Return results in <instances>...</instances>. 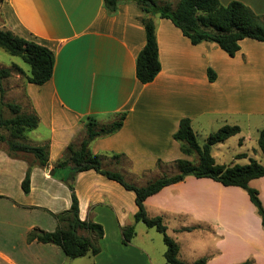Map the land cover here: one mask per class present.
Here are the masks:
<instances>
[{
	"label": "crops",
	"instance_id": "0c3cea01",
	"mask_svg": "<svg viewBox=\"0 0 264 264\" xmlns=\"http://www.w3.org/2000/svg\"><path fill=\"white\" fill-rule=\"evenodd\" d=\"M239 1L264 18V0ZM140 15L134 0H121L115 13L106 10L103 0H0V28L54 53L52 76L42 84L27 81L29 70L12 60L25 73L12 72L23 77V98L39 118L26 139L34 145L48 142L49 149L42 167L31 153L9 155L0 142V264H164L162 234L134 220V191L93 169L76 172L73 184L79 218L103 227L96 240L100 250L70 258L54 243L26 240L33 227L55 229L58 222L51 212L70 206L64 180L70 166H54L81 134L86 117L104 124L125 113L119 129L92 139L89 148L136 184L149 173L162 176L179 158L189 159L173 137L181 118H190L195 135L201 131L205 141L215 123L217 128L236 124L241 131L264 115L263 41L242 38L231 56L215 42L192 43L171 19L152 15L161 67L153 80L142 83L135 74L136 56L145 43ZM0 67L9 66L0 62ZM207 68L216 74L212 81ZM9 77L1 80L2 91L8 90ZM240 153L245 152L235 157ZM29 164L25 193L21 182ZM249 185L264 205V176ZM144 207L149 216L162 217L188 264L202 256L206 264L247 259L264 264L261 218L239 186L187 175L146 197ZM131 224L135 234L123 244L122 228Z\"/></svg>",
	"mask_w": 264,
	"mask_h": 264
},
{
	"label": "trees",
	"instance_id": "16d2710c",
	"mask_svg": "<svg viewBox=\"0 0 264 264\" xmlns=\"http://www.w3.org/2000/svg\"><path fill=\"white\" fill-rule=\"evenodd\" d=\"M120 1L103 0V5L109 13H115ZM134 2L141 11L139 19L145 30V43L139 50L135 61V74L142 83L153 80L161 67L155 22L152 15L157 14L160 17L171 19L192 43L212 41L231 56L239 49V41L242 38L249 37L264 42V18L239 0H231L227 4H222L220 0H177L175 3L169 0L162 2L159 0H134ZM0 48L10 55L19 56L30 67L29 74H25L23 69L15 63L9 67H0V85L1 80L10 76L12 72L25 74L26 80L35 84H42L52 76L54 53L48 47L19 36L8 28H0ZM207 73L209 80L215 79L216 74L211 68H207ZM2 93L3 91L0 89V97H2ZM6 106L11 110L12 116L3 117L0 109V142H6L9 155L15 156L18 152L31 153L39 166H46L49 143L34 145L26 142V131L38 125L37 114L33 110L30 113L23 112L20 103L8 102ZM124 115V112H120L114 120L104 124L97 122L91 116L86 117L81 137L78 135L66 146L63 156L54 166V168L70 166L71 171L64 178L70 190V206L60 212H51L58 222L55 229L31 228L26 235L28 242L36 240L54 243L60 246L64 254L70 258L96 254L100 250L96 240L103 235V227L98 222L79 218L78 198L74 191L73 180L76 172L88 169H93L105 177L117 181L124 188L134 191L137 205L134 220L141 221L147 227H153L162 234L166 246L164 264L188 263L179 257V244L166 232V225L162 217L147 214L144 200L162 187L183 180L187 175L209 177L223 185H234L245 189L261 218L264 229V205L258 195V190L249 185L251 179L264 176V164L253 158H250L246 164L217 163L211 154L212 145L223 142L240 132L238 125L224 124L210 132L205 141L200 144L192 129L190 118H181L173 137L180 142L181 151L184 154L196 155L197 162L179 158L175 161L177 172L170 175L164 174L146 184L138 185L126 180L120 171L104 167L103 156L92 153L89 148V142L92 139L119 129ZM2 127L9 131L7 137L1 132ZM257 145L264 155V127L258 131ZM245 155V153H240L237 157ZM113 156L117 157L118 155L114 154ZM31 168L32 164H29L21 182V188L25 193L30 189ZM79 230H84L87 234H80ZM134 234L133 224L123 227L122 243L127 244ZM206 260V256H202L189 264H206ZM236 264H252V261L247 259Z\"/></svg>",
	"mask_w": 264,
	"mask_h": 264
},
{
	"label": "rangeland",
	"instance_id": "374dc122",
	"mask_svg": "<svg viewBox=\"0 0 264 264\" xmlns=\"http://www.w3.org/2000/svg\"><path fill=\"white\" fill-rule=\"evenodd\" d=\"M159 1L162 2L164 0H159ZM169 1H172L175 3L177 0H169ZM12 60L20 62L25 67V69L29 70V66L27 63L22 61L19 57L8 54L6 51L0 48L1 64L10 66L12 64ZM23 81L24 79L22 76L17 77L14 73L11 74L10 77L6 79L5 83L7 84L5 85L7 86L8 90L3 89L2 97H0L1 98L0 109L2 110L3 117L12 116L11 110L6 106L8 102L20 103L22 105L23 112L30 113L32 111L28 102L25 101L23 98L24 93L21 89V84L23 83ZM218 124L219 123L213 124L214 127H212V130L215 131L217 127L219 126ZM263 125H264V115H260L257 118L253 119L250 125H247L249 127L241 129L239 133L230 136L223 142L216 143L211 149V154L214 156L216 162L226 163V164H229L230 162H234L238 164H246L249 162L250 158H253V159H256L259 163L263 164L264 155L262 154V152L260 151L257 145V138H256L258 134L256 128H261L263 127ZM1 132L5 134L6 137L9 135V131L5 129L4 127L1 128ZM81 135L82 134H80L79 137H81ZM241 137H244V139L241 140ZM196 138L200 144L204 142L201 131L199 130H198V133L196 134ZM26 142H28L27 139H26ZM3 144L6 145V142H3ZM240 151L245 152L246 155L244 157L236 158L235 155ZM189 160H191L194 163L197 162L196 155H191L189 157ZM103 165L106 168L107 167L112 168L111 165H108L107 163L103 162ZM59 172H61L60 168L56 170V173H59ZM175 172H177L176 165H174V167L171 170L168 169L167 171H165V173L163 172L161 175H164V174L170 175ZM155 178H157V175H155L154 173L153 174L149 173L143 176V179L145 181H140L138 179V181L136 182H139V183H136V184L143 185L144 183L148 182V180L150 181ZM139 223L140 225L145 227L142 222H139ZM79 233L87 234L84 230H79Z\"/></svg>",
	"mask_w": 264,
	"mask_h": 264
},
{
	"label": "water",
	"instance_id": "95a60500",
	"mask_svg": "<svg viewBox=\"0 0 264 264\" xmlns=\"http://www.w3.org/2000/svg\"><path fill=\"white\" fill-rule=\"evenodd\" d=\"M54 173V169H52L51 171H50V174L52 175Z\"/></svg>",
	"mask_w": 264,
	"mask_h": 264
}]
</instances>
